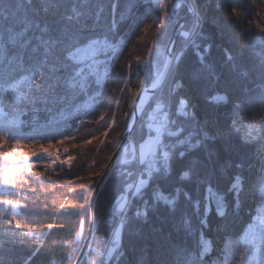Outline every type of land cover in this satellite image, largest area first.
Wrapping results in <instances>:
<instances>
[{"label": "snow or ice", "instance_id": "6c2138e0", "mask_svg": "<svg viewBox=\"0 0 264 264\" xmlns=\"http://www.w3.org/2000/svg\"><path fill=\"white\" fill-rule=\"evenodd\" d=\"M118 6L116 0L107 4L105 0H0V194L16 196L20 182L27 183L24 174L33 168L71 166L73 157L62 159L49 149L75 140L79 129L72 133L66 126L73 113L81 117V125H90L99 122L91 119L97 111L99 120H104L108 115L104 109L111 108L112 123L103 132L104 137L109 135L122 102V95L114 105L106 95L110 70L137 30L138 44L153 29L146 54L136 57L139 86H128L129 72L119 88L121 94H129L131 111L123 113L109 162L104 171L94 173L98 182L81 185L89 209L93 194L106 188L117 192L103 220L107 231L97 241L94 233L101 229L90 225L89 242L81 243L82 218L76 237L85 254L79 256L73 249L68 264H77V259L84 264H120L125 236H135L139 225L153 217L169 221L173 231L164 235L163 228L158 230L163 237L161 258L143 264H264V115L255 123H240L246 110L255 117L258 106L264 114V35L254 36L241 53L225 50L223 62L229 73L223 75L209 59L211 37L203 31L210 5L202 0H155L158 22L143 28L144 18L121 13L120 21L128 29L124 37L114 19ZM133 7L129 3L130 10ZM106 9L113 18L101 27ZM257 27L264 33V27ZM185 80L191 95L177 101ZM197 92L205 94L213 113L197 111ZM40 112L47 114L43 124L37 119ZM95 139L72 147L90 145ZM68 151L63 147L64 153ZM225 177L227 187L221 188ZM0 206L13 215H22L20 210L26 207L9 198L0 199ZM210 214L216 218L218 233L227 232L230 218L248 216L241 232L228 235L218 252L208 236ZM181 233L192 238L191 247L176 240ZM42 236L31 229L0 234V264H32L41 252ZM18 246L27 248L22 260Z\"/></svg>", "mask_w": 264, "mask_h": 264}, {"label": "trees", "instance_id": "16d2710c", "mask_svg": "<svg viewBox=\"0 0 264 264\" xmlns=\"http://www.w3.org/2000/svg\"><path fill=\"white\" fill-rule=\"evenodd\" d=\"M118 8L115 13L114 19L118 22L116 27L120 30V36L124 37L127 34V27L122 21H120L121 13L131 14L138 18H144L140 27L143 28L144 24L158 22L160 13L158 8L155 7V0H116ZM203 3L210 5L208 9L209 20L203 25L204 33L211 37L212 48L209 53V59L215 64L217 72L227 75L229 73L228 66L223 62L225 58V50L231 51L233 54L241 53L249 48L254 36H262L264 33L259 31L258 25L264 27V0H202ZM108 3V0H105ZM129 3L134 7L129 8ZM219 6V7H218ZM235 8L236 14L233 13ZM183 15V14H182ZM113 17H109L107 9L105 12V21H102L101 27H106L107 22H111ZM152 31L146 35L145 39L140 43H136V34L134 33L127 41V47L124 49V53L120 58L119 63L115 64L111 70L110 80L107 86L106 95L112 97V103L115 104V100L118 96L122 95V102L120 103L119 112L116 114L115 124L112 127L110 139L107 141L104 150L96 154L92 149V145H86L81 147H72L73 144H82L84 139H91L93 136L102 137L103 131L109 126L110 117L105 116L104 120H99V111L91 117L94 121H99L93 124L81 125V117L73 113L68 117L66 126L69 132L76 133L75 140H69L64 146L58 148L49 149L53 152H59L61 158L73 157L71 160V166L57 164L51 170H45L43 167H36L32 169L31 173L24 174V180L27 183L21 181V187L16 196H10L7 194H0V199H19L22 205H26L20 211L22 215H13L10 209H5L0 206V234L4 232H24L33 230L36 234H43L41 237V252L32 260V264H68V256L73 249H77V237L76 233L80 229V220L83 218L84 233L88 223V204L85 203L81 197V193L85 192V188L81 185H87L93 182H97L99 177L94 176L95 172L103 171V165L108 163V157L112 154L113 146L116 143L115 135L118 129L123 126V113L125 111H131L128 107L127 91L121 94L119 88L124 85L125 77L130 72L128 78V86L135 89L139 86L140 79L137 75L139 61L137 56H143L146 54L147 46L152 39ZM133 49H135L133 51ZM256 52H260L261 49L257 47ZM131 64L129 70L128 64ZM185 90H178L176 94V100L183 98L186 94L191 95V89H189L188 82L185 80ZM193 89H198V85H192ZM117 89L115 93L111 90ZM194 102L198 104L197 111L203 113H213L214 109L209 104L206 96L202 92H197ZM107 103V101H106ZM246 106L242 105V109ZM108 114H112L111 108L104 109ZM261 115L258 106L256 115L254 117L252 111H244L240 118L241 124L255 123L256 119H259ZM21 119L27 121L29 116H23ZM37 119L40 124H43L47 119V114L40 112ZM264 123V121H262ZM95 139V140H98ZM93 140V141H95ZM55 143V141H53ZM68 147V153L63 152V147ZM249 156H251L252 149L247 150ZM33 161L38 157H32ZM94 161V163H93ZM46 161H41L44 163ZM44 172V176L37 177L35 173ZM247 174V173H246ZM92 177V180L84 179L78 180L77 176ZM49 176L51 179H49ZM72 180L71 184L66 181ZM228 184V178L225 177L220 183L221 188H226ZM69 188L75 189L74 192H69ZM35 189V191H32ZM16 191V190H13ZM2 193V189H0ZM117 192L112 188H106L104 191L97 195L94 209H93V226L99 227L101 230L94 233L97 241L103 236L107 229L103 225V220L107 219L106 213L109 210L111 203L113 202ZM65 204L64 209L60 208L61 204ZM84 204V208H80L79 205ZM255 202H252L254 207ZM67 205H75V207H69ZM189 211H193L189 206ZM214 212V205H213ZM212 220L211 231L208 232V236L214 241L216 251L218 252L220 247L223 246L225 239L228 235L236 236L241 232V229L245 227V222L248 220L247 215H241L237 219L232 220L227 232L218 233L215 228L216 218L210 214ZM20 223L22 227L16 229L15 225ZM193 223L196 224V218L193 217ZM48 224H52L53 227L49 229ZM163 228V234L167 235L173 231L172 224L164 220L162 217H153L147 224L141 223L138 227L137 234L131 238L125 236L123 240V256L121 257L120 264H143V261L151 259L156 261L161 258L160 241L162 236L159 231ZM176 240L182 243L188 244L190 247L193 243L192 238L185 236L184 234L176 235ZM28 240L29 238H25ZM83 239V238H82ZM29 242L33 247L36 246L34 241ZM82 243V240H81ZM2 245V242H0ZM27 251L24 246L17 247V254L19 259H23V254ZM79 264H84L81 261Z\"/></svg>", "mask_w": 264, "mask_h": 264}, {"label": "rangeland", "instance_id": "374dc122", "mask_svg": "<svg viewBox=\"0 0 264 264\" xmlns=\"http://www.w3.org/2000/svg\"><path fill=\"white\" fill-rule=\"evenodd\" d=\"M111 116V114H110V112H109V114L107 115V117H110ZM110 119V122L109 123H112V121H111V118H109ZM108 127H106V129H107ZM113 129V128H112ZM112 129H111V131H109V135L107 136V137H104L103 136V134L101 135L102 137L100 138V140L98 139V140H95V141H93V143L92 144H90V145H92V149H94L93 151L96 153V154H98L100 151H102V150H104V148H105V145H106V143H107V141L110 139V136L112 135L111 134V132H112ZM104 132V131H103ZM99 138V137H98ZM101 141H103V143H101ZM109 162V161H108ZM104 171V170H103ZM99 179H100V177H99ZM99 179H98V181H99ZM97 181V182H98ZM97 197V196H96ZM95 200H96V198H95ZM94 203H95V201H94ZM93 209H94V205H93ZM88 223H89V207H88ZM88 223H87V227H86V230H85V233H84V231H83V239H82V243H83V241H84V239H85V236H86V232H87V229H88ZM83 230H84V228H83ZM79 231H80V229H79ZM101 250H103V249H101ZM81 252V250H79V252H78V255H79V253ZM85 254V253H84ZM83 254V255H84ZM82 260H80V262H81ZM79 262V263H80Z\"/></svg>", "mask_w": 264, "mask_h": 264}, {"label": "water", "instance_id": "95a60500", "mask_svg": "<svg viewBox=\"0 0 264 264\" xmlns=\"http://www.w3.org/2000/svg\"><path fill=\"white\" fill-rule=\"evenodd\" d=\"M100 180V179H99ZM97 195L93 194L90 198V202L94 205V201H95V198H96ZM90 225L93 226V207L91 209H89V223H88V229H87V232H86V236H85V239L83 241L84 244H86L88 241V237H89V227ZM84 254V251H81L79 253V256H83ZM80 262V259H77V264H79Z\"/></svg>", "mask_w": 264, "mask_h": 264}]
</instances>
